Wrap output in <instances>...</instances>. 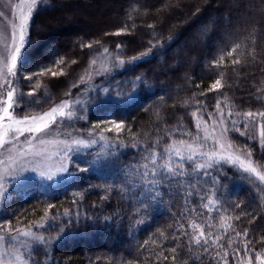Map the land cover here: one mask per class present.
I'll list each match as a JSON object with an SVG mask.
<instances>
[{"label": "trees", "instance_id": "16d2710c", "mask_svg": "<svg viewBox=\"0 0 264 264\" xmlns=\"http://www.w3.org/2000/svg\"><path fill=\"white\" fill-rule=\"evenodd\" d=\"M48 3L34 17L30 34L33 47L28 50L26 71L31 74L42 64H49L52 49L64 56L65 75L39 78L49 95L53 94L57 100L81 77L93 55L99 54L98 49L107 47L115 51L117 44H123L127 58L146 50L148 42L156 37L164 41V47L153 49L146 60L97 82L100 87H108L109 92L105 94L98 87L85 98L86 120L77 123L81 129L97 124L111 128L112 121L122 122L144 143L155 139L158 125L166 124L167 128L160 133L163 146L169 139L166 135L169 130L179 129L195 135L197 118L202 116L209 122L208 113L215 111L217 99L224 109L226 96L234 112L264 108V94L258 100L255 93V88L264 81V0H48ZM125 25L131 34H114ZM91 41L100 44L93 49L80 47ZM236 43L247 45L241 63L231 64L234 53L233 57L225 55L223 68L213 67L212 62ZM253 46L257 53L255 62L247 57V51ZM73 60L76 62L71 63ZM220 72L224 73L221 80L224 86L209 91L220 78ZM136 76L145 77L147 84L139 85L132 93V86L125 81ZM19 81L20 87L23 86L24 81ZM116 92L129 95L116 96ZM104 135L107 141L100 140L95 146L73 154L65 180L47 184L35 177H21L10 183L9 198L0 205V221L11 220L15 225L19 220L27 226L39 221L48 205H53L49 216L58 219L49 221L50 226L40 231L46 237L58 238L52 241L43 264H153L150 258L163 250L160 244L169 248L179 244L180 255L175 264H185V261L192 264L193 257L199 256L195 246L189 254L184 247L186 238L170 239L172 234L179 235L175 222H184L180 214L187 215L183 199L175 194L172 198L165 196L164 204L150 215L134 214V207L129 206L133 202L121 198L118 186L122 163L131 159L129 154H134V150L119 147V141L114 139L115 131ZM229 137L238 145H247L253 157L264 163V150L252 139L234 131ZM175 138L188 137L177 135ZM119 139L129 145L135 142L127 131L120 132ZM93 160L94 165L87 164ZM77 165L89 167V171L81 172ZM213 174L220 177L217 196L223 208L210 216L203 208L200 211L205 212L214 231H223L219 228L221 215H231L237 231L248 228L250 235L253 231L264 235V192H258L255 185L241 179L242 173L231 165ZM96 185L101 187H93ZM105 185H113L107 200L102 199L106 194ZM237 203L241 205L239 208L235 207ZM65 211L70 215L65 216ZM249 212L257 216L252 223H249L250 215H242L239 221L234 219ZM192 216L201 222L195 213ZM137 218H143L145 223L134 224ZM60 226L63 231L58 233ZM157 230L165 236H160ZM208 230L205 225L206 234ZM152 240L157 243L151 244ZM226 241L227 236L224 237L227 248ZM145 242H149L147 247ZM256 247L259 249L262 245ZM159 264H172L171 257ZM196 264H216V260L200 256Z\"/></svg>", "mask_w": 264, "mask_h": 264}, {"label": "snow or ice", "instance_id": "6c2138e0", "mask_svg": "<svg viewBox=\"0 0 264 264\" xmlns=\"http://www.w3.org/2000/svg\"><path fill=\"white\" fill-rule=\"evenodd\" d=\"M9 5L15 20L10 25V35L6 36L0 32V205H3L9 198L10 177L17 179L20 173L31 170L39 171L42 177L52 179L50 172L38 166L28 167L36 157L51 160L55 156L59 161L57 171L67 172L68 165L73 161V154L91 148L98 140L107 141L108 137L104 133L115 131L117 135L114 139L119 141L118 146L134 150V154H129L131 159L122 163L118 178L120 196L122 199L133 202L129 206L134 207V214L142 213L143 216H148L152 210L164 204L165 196L172 198L175 194L183 199L187 215L180 214L184 222L179 220L175 222L176 232L179 235L172 234L170 239L179 241L186 238L184 247L187 248L189 254L195 246L199 256L193 257L192 264H196L200 256L212 257L216 260V264H229V249L231 264H264V235L256 231L250 235L248 228L237 231L238 226L231 223L233 219L231 215L220 216L219 228L223 230L222 232L214 231V226L205 218V212L210 216L211 213L223 208L217 196L220 177L213 173L220 172L225 165L235 167L242 173L241 179L255 185L258 192H264V170H262L264 163L254 160L252 150L247 145L236 144L229 139L228 135L234 131L254 140L261 149H264V108L234 112L226 96L224 97V109L221 108V102L217 99L215 111L208 113L211 119L210 125L200 116L197 118L195 135L187 131L180 132L179 129L169 130L166 133L169 139L163 146H161L160 133L167 128L166 124L158 125L155 139L144 143L140 142L138 134L132 133L131 129L126 128L122 122L112 121L111 128L101 127L99 124L87 129L77 127L79 121L86 120L83 114L86 110L80 97L89 90L95 91L97 87H100L94 83V76L107 79L118 69L128 70L126 66L136 65L146 60L152 54L153 49L164 47V41L156 37L148 42L146 50L127 58H125V45L123 44H117L115 51H110L107 47L98 49L99 57L93 55L84 74L69 85L68 91L64 93L67 98L55 104L53 96L45 95V104L52 106L43 110L42 113L34 114V109L44 107L40 99L35 96V91L41 85L37 82L33 90L18 91V79L33 81L34 77L38 80L44 76L65 75L67 61L64 56L52 49L49 51L50 63L42 64L37 71L29 74L26 66L28 50L33 47L29 38L32 17L37 10L48 6V0H21L16 4H11L9 0ZM0 19L7 21L9 17L4 12H0ZM149 27L154 26L149 25ZM114 34L131 33L129 26L125 25ZM168 39L171 40V37ZM252 43L255 45L254 39ZM98 44H100L99 41H91L80 44V47L93 49V46ZM246 47L247 45L236 43L230 50L214 60L212 66L223 68L225 55L233 57L234 53L236 56L231 59V64L239 65L241 57H245L244 48ZM256 55L255 46L247 51V57H251L252 62L256 61ZM98 58H102V62L99 67H96ZM75 62V60L71 61V63ZM219 76L220 78L216 79L209 91L218 90L224 86L221 83L224 73L220 72ZM125 83L132 86V93H134L139 85L147 84V79L143 76H136L135 79L127 80ZM260 83L261 86L255 88L258 100L261 99L260 94H264V81ZM85 84L89 87L83 92L79 91L80 86ZM72 89L78 90L76 96H73ZM100 91L107 94L109 89L100 87ZM121 95H129V93L116 92V96ZM131 98L135 99V96L132 95ZM160 99L163 101V96ZM18 109L23 113L22 115L17 113ZM157 115L159 117V114ZM192 115L195 117L196 113ZM250 127L258 129V137L254 133L250 134ZM123 131H127L135 142L129 145L120 140L119 133ZM177 135L188 138L176 139ZM46 137L53 138L46 139ZM53 145L57 149L55 152L48 150L49 146ZM112 154L109 153V155ZM117 159H119L118 156ZM95 163V160L87 162L90 166ZM77 168L81 172L89 171V167L77 165ZM104 188L106 194L102 199L107 200V193L113 190V185H105ZM74 195H81L83 198L80 193ZM240 206V203L235 204L236 208ZM53 207V205H48L40 220L33 221L27 226L21 224L19 220L15 225L11 220L0 221V264H43V257H48V248L52 241L58 238V236L46 237L40 231L50 226L49 221L58 219L57 216H49ZM201 208L205 212H201ZM193 213L200 218L201 222H197V219L192 216ZM64 215L68 216L70 213L65 211ZM76 215L79 216L80 213L77 212ZM242 215L251 216L249 223L257 219V216L251 215L250 212L236 215L234 219L239 221ZM105 219L108 220L111 217H105ZM133 223L142 225L145 220L137 218L133 220ZM205 225L209 229L207 234ZM62 231L63 227L60 226L58 233ZM157 231L160 236H165L163 231ZM225 236H227V248L224 242ZM148 243L145 242V247ZM150 243L156 244L157 241L152 240ZM257 245H262V247L258 249ZM159 247L163 250L156 252L154 258H150L153 259V264L169 261L170 257L172 264H175L180 255L179 244L170 248L160 244ZM165 252L169 255H164ZM185 264L188 262L185 261Z\"/></svg>", "mask_w": 264, "mask_h": 264}, {"label": "rangeland", "instance_id": "374dc122", "mask_svg": "<svg viewBox=\"0 0 264 264\" xmlns=\"http://www.w3.org/2000/svg\"><path fill=\"white\" fill-rule=\"evenodd\" d=\"M20 2H21V0H11V4H16V3H20ZM48 6H49V3H48ZM40 9H42V8H40ZM39 10H37L34 13L33 17H32V25H33L34 17H35L36 13ZM0 12H4L6 14V16L9 17V19L7 21H5L3 19H0V32H3L6 36L7 35H10V30H11L10 29V25H11V23L14 22L15 18L12 15V8L9 5V0H0ZM17 15H18V13H17ZM31 28H32V26H31ZM31 28L29 29V38H30V34H31ZM96 56L99 57V54H96ZM101 62H102V58H98L97 59V65H96V67H99L100 64H101ZM120 70L121 69L116 70V72H114L113 74L117 73ZM108 79H109V77L107 79H105V77L94 76V83L96 85H98L97 82L99 80H108ZM23 81H24L23 86L20 87V81L18 79V83H17L18 91L28 92L30 90H33V89H35V84L37 82L41 85V87L38 90L35 91V96L40 99V103L44 107H43V109H40V108L34 109V114L35 113H42L43 110H47L48 108H50L52 106L50 104H45V102H44L45 95H49V93L46 91L48 88L45 87V85H42L41 84L42 82L40 81V79L37 80V78L34 77L33 81H28V80H23ZM88 87L89 86L86 85V84L85 85H81L79 91L83 92L84 89H86ZM97 89H98V87L96 88V90ZM77 91H78L77 89H72L73 96H76L77 95ZM95 91L89 90L83 96L80 97L82 99V101H83V107L84 108L86 107V104H87V103L85 104V100H86L85 98L89 94L95 93ZM50 95L53 96V94H50ZM61 97L62 98L59 99V100H57V98L55 97L54 98V103L55 104H59L63 99H66L67 98V97H65V95L64 96L62 95ZM77 107L79 108L80 106H77ZM17 113L20 114V115L23 114L19 109L17 110ZM210 124H211V119L209 120V125ZM250 133L251 134L254 133L258 137V129H254V128H251L250 127ZM51 138H53V137H46V139H51ZM60 138L63 139V137H60ZM229 139H230V137H229ZM21 140H23V137H21ZM99 141L100 140H98V142ZM95 145H93V146H95ZM48 150L51 151V152H55L57 149H56V146L53 145V146H49V149ZM84 150H86V149H83L82 151H84ZM262 150H264V149H262ZM252 157H253V155H252ZM30 159H32V158H30ZM253 159L256 160L254 157H253ZM35 166H38L40 169L50 172L52 174V179L49 180V179H47V177H42L40 175L39 171H31V170H29V171L20 173V175H19V177L17 179H13V178L10 177L9 178V184L17 181L21 177H35V178H38L42 182L47 183V184H57L60 181L65 180L69 176V165H68V171L67 172H58L57 171V167L59 166V161H58V159L55 156H53L51 160H44L41 157H36L33 160L32 164H30L28 167L31 168V167H35ZM262 170H264V169H262Z\"/></svg>", "mask_w": 264, "mask_h": 264}]
</instances>
